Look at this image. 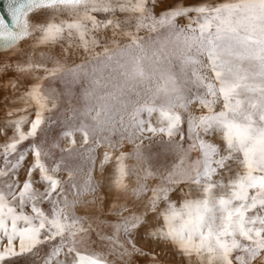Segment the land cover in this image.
I'll use <instances>...</instances> for the list:
<instances>
[{"label":"snow or ice","instance_id":"1","mask_svg":"<svg viewBox=\"0 0 264 264\" xmlns=\"http://www.w3.org/2000/svg\"><path fill=\"white\" fill-rule=\"evenodd\" d=\"M0 90V264H264V0H0Z\"/></svg>","mask_w":264,"mask_h":264},{"label":"rangeland","instance_id":"2","mask_svg":"<svg viewBox=\"0 0 264 264\" xmlns=\"http://www.w3.org/2000/svg\"><path fill=\"white\" fill-rule=\"evenodd\" d=\"M110 73L108 70H105L103 76L101 78L102 85L107 84L108 87H100L97 91V95H103L105 92L111 91V81L109 79ZM141 89H143L142 85H140ZM79 90L77 86V91ZM0 95H2V90H0Z\"/></svg>","mask_w":264,"mask_h":264},{"label":"clouds","instance_id":"3","mask_svg":"<svg viewBox=\"0 0 264 264\" xmlns=\"http://www.w3.org/2000/svg\"><path fill=\"white\" fill-rule=\"evenodd\" d=\"M150 84H151V81H145V82L142 84L143 89H147V88L149 87Z\"/></svg>","mask_w":264,"mask_h":264}]
</instances>
